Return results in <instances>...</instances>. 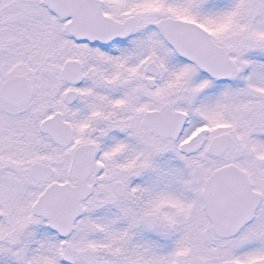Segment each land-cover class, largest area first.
<instances>
[{
  "label": "snow or ice",
  "instance_id": "snow-or-ice-1",
  "mask_svg": "<svg viewBox=\"0 0 264 264\" xmlns=\"http://www.w3.org/2000/svg\"><path fill=\"white\" fill-rule=\"evenodd\" d=\"M0 264H264V0H0Z\"/></svg>",
  "mask_w": 264,
  "mask_h": 264
}]
</instances>
